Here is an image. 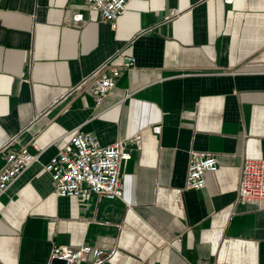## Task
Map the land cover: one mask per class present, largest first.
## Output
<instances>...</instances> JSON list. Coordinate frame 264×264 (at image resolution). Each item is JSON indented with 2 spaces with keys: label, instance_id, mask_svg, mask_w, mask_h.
Returning <instances> with one entry per match:
<instances>
[{
  "label": "crops",
  "instance_id": "1",
  "mask_svg": "<svg viewBox=\"0 0 264 264\" xmlns=\"http://www.w3.org/2000/svg\"><path fill=\"white\" fill-rule=\"evenodd\" d=\"M130 57L101 104L80 86ZM75 132L141 137L122 199L55 195L44 167ZM21 148L40 157L0 196L1 264L59 246L83 253L71 264H264V208L238 199L244 161L264 160V0H132L115 27L85 0H0V172ZM194 152L218 169L188 191Z\"/></svg>",
  "mask_w": 264,
  "mask_h": 264
},
{
  "label": "built area",
  "instance_id": "2",
  "mask_svg": "<svg viewBox=\"0 0 264 264\" xmlns=\"http://www.w3.org/2000/svg\"><path fill=\"white\" fill-rule=\"evenodd\" d=\"M131 1L85 0L89 7L100 12L103 21L110 23L113 27ZM134 65L133 57L128 58L121 69H111L106 63L85 79L80 86L93 83L96 102L101 104L115 87L114 79L123 72L130 71ZM105 69L110 72L109 76L103 75ZM130 147L140 151L141 137L139 135L103 146L92 134L75 132L66 145L44 167L51 176L55 195L60 198L81 197L87 190L98 198L109 201L122 199L121 167L124 161L132 159ZM39 157L40 154L33 155L26 148L8 151L0 172V196L6 193L22 173L38 162ZM217 169L218 160L214 154L192 153L185 189L188 191L204 189L205 174L216 172ZM182 194V190H174L176 201H181ZM238 199L242 203L257 204L264 208V160L244 161ZM84 252H89V249L86 248ZM82 254L74 253L68 247L59 246L53 251L52 258L65 260L71 264L81 259Z\"/></svg>",
  "mask_w": 264,
  "mask_h": 264
},
{
  "label": "water",
  "instance_id": "3",
  "mask_svg": "<svg viewBox=\"0 0 264 264\" xmlns=\"http://www.w3.org/2000/svg\"><path fill=\"white\" fill-rule=\"evenodd\" d=\"M52 264H68L67 261L61 259H54Z\"/></svg>",
  "mask_w": 264,
  "mask_h": 264
},
{
  "label": "bare ground",
  "instance_id": "4",
  "mask_svg": "<svg viewBox=\"0 0 264 264\" xmlns=\"http://www.w3.org/2000/svg\"><path fill=\"white\" fill-rule=\"evenodd\" d=\"M177 202H179V201H177Z\"/></svg>",
  "mask_w": 264,
  "mask_h": 264
}]
</instances>
